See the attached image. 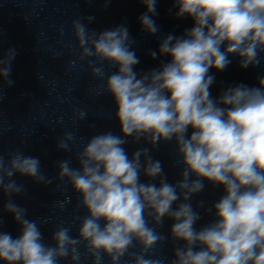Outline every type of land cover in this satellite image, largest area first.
I'll use <instances>...</instances> for the list:
<instances>
[{"label":"clouds","instance_id":"clouds-1","mask_svg":"<svg viewBox=\"0 0 264 264\" xmlns=\"http://www.w3.org/2000/svg\"><path fill=\"white\" fill-rule=\"evenodd\" d=\"M140 2L146 6L138 18L142 30L156 35L157 0ZM173 7L176 18L190 17L194 26L163 38L150 56L170 61L143 74L134 70L140 61L125 24L98 33L87 26L94 16L72 21L78 59L87 60L92 76L105 81L89 91L111 95L119 135L107 131L88 139L76 152L79 167L70 159L57 161V189L67 192L70 185L80 197L77 209L87 214L76 218V236L58 224L52 244L41 231L48 221L28 219L27 209L12 198L25 194L17 175L45 187L53 178L44 174L39 157L16 149L6 159L0 152V264H105V258L108 264H127L126 256L130 264H264V77L256 87L229 86L213 98L215 77L209 74L212 68L223 71L230 55L239 57L242 69L261 64L264 0H174ZM16 55L13 48L0 54V102L4 88L14 83ZM105 63L116 69L107 77ZM74 116L83 120L87 112L76 109ZM76 139V133H65L57 150L71 152ZM129 140L150 147L129 156ZM161 142L175 143L181 166L175 183L152 155ZM205 181L222 187L223 195L206 209L213 220L197 228L202 215L192 198L204 191ZM70 200L56 203L63 209ZM203 206L200 201L196 208ZM5 213L19 226L15 237L3 230ZM166 219L172 221L168 236L158 231ZM168 240L174 242L171 260L157 255V246ZM134 246L139 251L130 253Z\"/></svg>","mask_w":264,"mask_h":264}]
</instances>
